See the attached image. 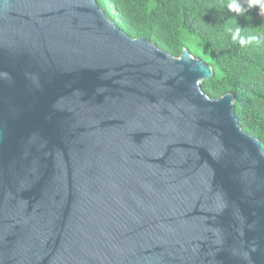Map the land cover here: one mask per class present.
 <instances>
[{
    "label": "water",
    "instance_id": "95a60500",
    "mask_svg": "<svg viewBox=\"0 0 264 264\" xmlns=\"http://www.w3.org/2000/svg\"><path fill=\"white\" fill-rule=\"evenodd\" d=\"M213 75L96 0H0V264H264V149Z\"/></svg>",
    "mask_w": 264,
    "mask_h": 264
},
{
    "label": "trees",
    "instance_id": "16d2710c",
    "mask_svg": "<svg viewBox=\"0 0 264 264\" xmlns=\"http://www.w3.org/2000/svg\"><path fill=\"white\" fill-rule=\"evenodd\" d=\"M96 1L107 17L109 7H115L122 19L115 24L132 38H146L174 57L188 49L211 66L214 75L202 83L203 92L212 99L233 94L241 128L264 149V41L241 46L226 31L240 27L244 37L257 35L255 30L264 28L258 8L238 16L228 10L226 0Z\"/></svg>",
    "mask_w": 264,
    "mask_h": 264
},
{
    "label": "clouds",
    "instance_id": "9594fccd",
    "mask_svg": "<svg viewBox=\"0 0 264 264\" xmlns=\"http://www.w3.org/2000/svg\"><path fill=\"white\" fill-rule=\"evenodd\" d=\"M227 8L229 11L236 13L238 16H243L245 13L254 7L258 8V14L264 16V0H226ZM247 5L246 7L244 5ZM227 33L231 36L232 43H239L241 46L252 43L254 41H264V28L256 29L257 35H250L244 37L241 34L240 27H235L234 29L229 27L226 29ZM195 48V45H192ZM255 251V249H252ZM235 255V251L233 252ZM242 258L246 261H251V257L248 252H244Z\"/></svg>",
    "mask_w": 264,
    "mask_h": 264
},
{
    "label": "rangeland",
    "instance_id": "374dc122",
    "mask_svg": "<svg viewBox=\"0 0 264 264\" xmlns=\"http://www.w3.org/2000/svg\"><path fill=\"white\" fill-rule=\"evenodd\" d=\"M109 10L111 12V16L108 18L114 23H121L122 19H121L119 13L116 11L115 7L113 5H111L109 7Z\"/></svg>",
    "mask_w": 264,
    "mask_h": 264
}]
</instances>
